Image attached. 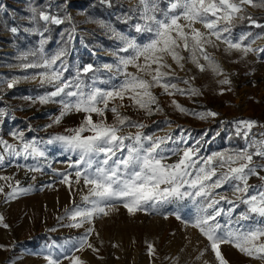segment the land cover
<instances>
[{"label": "snow or ice", "instance_id": "obj_1", "mask_svg": "<svg viewBox=\"0 0 264 264\" xmlns=\"http://www.w3.org/2000/svg\"><path fill=\"white\" fill-rule=\"evenodd\" d=\"M99 2L108 7L114 6V0ZM249 7L264 8V0H168L166 8L160 6V0H137L134 9H130L132 15L125 17L126 20H137L134 24L137 35L117 31L104 21H94L111 33L110 39L121 45L112 51L114 62L102 66L69 63L67 58L73 51L71 45L77 38L71 15L61 17L40 7H31L28 19L33 27L24 30L39 34V47L22 54V60L32 56L34 61L22 63L20 67L40 69L30 78H38L39 87L45 88V91L42 95L26 96L24 99L32 104L60 105L59 114L51 124L46 125L47 128L60 124L73 112L85 114L78 127L65 129L63 134L52 135L47 140L36 137L26 139L23 130L10 133L18 143H10L0 136V166L13 162L8 158H23L25 161L31 158L35 165L25 167L33 172H42V163L47 162L45 146L53 144L61 145L64 152L77 157L68 165L69 169H75L74 174L54 171H58L62 176L61 183L69 188L73 183H82L87 189L81 195V203L73 201L71 207H65V215L71 221L69 227L82 228L85 224L89 227L74 243L66 242L67 248L61 246L60 253L47 256V264H61V256L69 264H86L76 253L85 248L99 252L89 240L95 232L91 225L95 218L109 215L117 203L122 204L131 215L138 211L159 213L165 206L191 202L195 211L190 218L184 219L178 210L169 214L175 215L178 220L183 219L186 227L198 230L208 241L196 260H200L210 248L217 264H228L221 251L224 244H232L250 258L264 260V163L261 162L264 161V132H260L258 137L253 132L257 121L233 122L235 135L244 138L243 147L202 156L204 137L190 144L193 139L191 132L186 133L179 125V136L171 132L164 136L148 135L144 132L148 125L121 112V108L126 106L125 100L129 101L127 107L148 116L163 112L159 97L153 91L155 88L162 89V93L170 97L201 94L199 89L191 86L189 78L176 75L172 64L168 63L169 58L181 70L185 61H189L201 72L211 70L223 76L219 84H230L220 63L207 51V47H218L216 42H220L225 46V53L236 51L245 56L248 53L264 54V47H253V38H262L264 34L249 31L238 39L234 37L233 29L237 27V22L241 25L247 22L249 26L264 29V23L247 12ZM40 21L44 22L43 31ZM65 22L72 27L61 33L62 38L67 37L62 40L64 46L48 53L44 48L49 39L45 35L50 32L48 25ZM197 24L202 25L204 30L197 28ZM18 30L16 26L10 29L12 33ZM144 34L148 39L141 43L138 36ZM130 66L135 69L134 72L129 71ZM101 68L104 73H101ZM102 74H108V79H100ZM28 78L14 77L7 81V88L13 89L21 79ZM116 78H119V84L112 83ZM176 80H182L188 87H179L174 82ZM0 83L3 81L0 80ZM223 91L221 89V94ZM171 103L180 113L201 120L218 116L211 110L197 112L189 109L175 99ZM107 112L114 116L112 123L107 120ZM93 114L100 119L94 120ZM5 115V109L0 108V123L4 122ZM165 122L171 123L167 119ZM125 127L137 131L124 133ZM28 129L32 130L30 124ZM173 156L178 159L169 163ZM251 177H256L261 183H249ZM12 180L13 177L0 175V181L4 182L0 183L4 203L33 190V185L23 187L19 180L14 184ZM6 187L9 189L7 192ZM222 188L229 189L231 196L217 191ZM241 206L243 210L238 211ZM222 219L226 223H222ZM0 226L8 227L3 215H0ZM147 248L149 255L154 256L155 246L148 243ZM66 252H71V255Z\"/></svg>", "mask_w": 264, "mask_h": 264}, {"label": "rangeland", "instance_id": "obj_2", "mask_svg": "<svg viewBox=\"0 0 264 264\" xmlns=\"http://www.w3.org/2000/svg\"><path fill=\"white\" fill-rule=\"evenodd\" d=\"M36 2L37 0H0V80L3 81L0 83V108H4L6 113L4 122L0 123V136L10 143H18L10 135L13 131L23 130L25 138L29 140L33 137L47 140L52 135L63 134L65 129L78 127L85 115L73 112L64 117L60 124H52V127L47 128L46 125L51 124L52 119L59 114L60 105H41L38 102L32 104L24 99L26 96L42 95L45 91V88L39 87L38 78L35 80L30 78L40 69L20 67L22 63L34 61L32 56L27 60L21 59L22 54L30 50L24 49L25 44L20 49L13 43L14 36L19 34L39 47V34L24 30L33 27L28 16L31 15L30 9ZM45 2L44 10L51 14L55 12V15L61 17L68 14L73 18L77 38L72 43L73 51L67 58L72 65L91 63L102 66L104 63L114 62L112 51L121 45L118 41L110 39L111 33H107L100 23L94 21H104L117 31L137 35L134 32L136 19L127 20L130 22L129 25L123 24L126 15H132L130 9H134L137 0H114L113 7L100 4L99 0H45ZM162 2L166 8L168 0ZM88 9L91 10V14L87 13ZM247 12L264 23V8L249 7ZM10 23L12 24L7 29V24ZM13 26L18 27L17 33L10 31ZM54 26H58L54 35L51 32L45 33L49 37L48 43L44 45L48 53H54L59 47L64 46L62 40H66L67 37L62 38L61 33L65 29H70L72 24L65 22ZM196 27L204 30L200 24ZM249 31L264 34V29L249 26L247 22L242 25L237 22V27L233 29L234 37L238 39L241 34ZM147 39V34L138 36L141 43ZM253 39L254 48L264 47V36ZM216 44L218 47L208 46L207 51L220 63L224 74L231 81L230 84H219L218 81L223 76H218L211 70L201 72L189 61H185V67L181 70L169 58L168 63L172 64L176 75L189 78L191 86L199 89L201 94L199 96L177 94L170 97L163 94L162 89L155 88L153 91L159 97L163 112L148 116L142 111L127 107L129 104L127 100L121 112L131 116L133 120L148 125L144 129L148 135L164 136L171 132L174 136H179L181 134L177 128L179 125L186 133L191 132L193 139L189 141L190 144L204 137L200 153L202 156L245 145L244 138L235 135L233 122L237 120L257 121L253 132L258 137L260 132H264V127H260L264 125V54L248 53L245 56L236 51L225 53V46L220 42ZM74 71L73 68V74ZM129 71L134 72L135 69L130 66ZM101 73H104L102 68ZM25 76L29 78L21 79L13 89L7 88L8 80ZM100 79H108V74L100 75ZM119 82V78L112 81L115 84ZM174 82L179 87H188L182 80ZM221 89H224L222 94ZM173 99L189 109L197 112L211 110L217 112L218 116L201 120L193 115L180 113L172 105ZM106 116L109 123L114 121L111 112H107ZM93 119L97 120L100 117L93 114ZM166 119L171 123H166ZM29 124L32 130L28 129ZM135 131L137 129L131 127L123 129L124 133ZM45 147L47 162L42 163V172H33L25 167L35 165L36 162L31 158L27 161L23 158H8L13 159V162L0 166V175L13 177L11 181L13 184L19 180L23 187L33 185L31 192L8 203H4V196L0 195V215L4 216V222L8 225L7 228L0 226V246H3L0 247V264H47L45 259L47 256L60 253L61 246L67 248L66 242L74 243L84 234V229L89 227L87 224L82 228L69 227L71 221L65 215V207H71L73 201L81 203V195L87 191L82 183L81 185L73 183L69 188L61 183L62 176L58 174V171L74 174L75 169H69L68 165L77 157L64 152L59 144ZM177 159L178 157L173 156L168 162ZM249 183L259 185L261 182L256 177H251ZM8 190L6 187L5 192ZM217 191L231 196V191L227 188ZM177 210L184 219L190 218L195 211L191 202L187 205L181 202L180 205L165 206L159 213L138 211L130 215L122 204L117 203L109 215L95 218L91 225L95 232L89 236V240L99 252L85 248L76 254L86 264H204V261H208V264H217L210 248L200 260L195 259L208 245V241L198 230L186 227L183 219L178 220L175 215L169 214ZM242 210L243 206L238 209ZM165 215L168 216L167 219L164 218ZM221 222L226 223V220L222 219ZM148 243L155 246L154 256L149 255ZM221 251L228 264H264V260L250 258L232 244L222 245ZM65 254L71 255V252ZM61 264L69 262L63 260L61 256Z\"/></svg>", "mask_w": 264, "mask_h": 264}, {"label": "trees", "instance_id": "obj_3", "mask_svg": "<svg viewBox=\"0 0 264 264\" xmlns=\"http://www.w3.org/2000/svg\"><path fill=\"white\" fill-rule=\"evenodd\" d=\"M45 4H46V2H45V0H37V2L35 3V7H40L42 10H44L45 9ZM160 6L162 7V8H164V3L162 2V0H160ZM125 9H128V8H126L125 7ZM54 11V10H53ZM55 12H52V14H54ZM87 13L89 14H91V10H87ZM30 15V14H29ZM61 15H62V13H61ZM29 17V16H28ZM7 23H9V22H7ZM11 24L12 23H10V24H7V29L9 28V26H11ZM14 24V23H13ZM39 24H40V26H41V28H43V25H44V22H42V21H40L39 22ZM124 25H129L130 24V22H128L127 20L126 21H124V23H123ZM48 27L50 28V32H51V34L52 35H54V32L56 31V29L58 28V26H54V25H48ZM35 36V35H34ZM24 40H25V43H24ZM13 43H14V45L17 47V48H20L21 49V47L22 46H24V44H25V48L24 49H26V50H30V51H34L35 49H37L38 47L33 43V41H31V40H26L25 39V36L23 35V36H20L19 34L17 35V36H14V38H13Z\"/></svg>", "mask_w": 264, "mask_h": 264}]
</instances>
